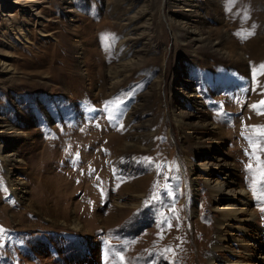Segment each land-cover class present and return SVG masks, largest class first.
Here are the masks:
<instances>
[{"label": "rangeland", "instance_id": "obj_1", "mask_svg": "<svg viewBox=\"0 0 264 264\" xmlns=\"http://www.w3.org/2000/svg\"><path fill=\"white\" fill-rule=\"evenodd\" d=\"M22 1L0 264H264V0Z\"/></svg>", "mask_w": 264, "mask_h": 264}, {"label": "snow or ice", "instance_id": "obj_2", "mask_svg": "<svg viewBox=\"0 0 264 264\" xmlns=\"http://www.w3.org/2000/svg\"><path fill=\"white\" fill-rule=\"evenodd\" d=\"M261 103L264 104V101H262ZM259 131L264 134V128H261ZM255 147L257 148V150H260L258 146ZM257 163L259 165V167L256 169L258 179H264V162L259 161V158L257 157ZM249 167L251 168V165H249Z\"/></svg>", "mask_w": 264, "mask_h": 264}, {"label": "bare ground", "instance_id": "obj_3", "mask_svg": "<svg viewBox=\"0 0 264 264\" xmlns=\"http://www.w3.org/2000/svg\"><path fill=\"white\" fill-rule=\"evenodd\" d=\"M1 1V0H0ZM17 1H20V0H17ZM22 1V0H21ZM23 2V1H22ZM2 152V148L0 147V153ZM235 212V211H234ZM240 212V211H239ZM239 212H237V214H239ZM237 214H234L233 216H232V219H236L237 218ZM167 234L165 233V236H166ZM171 237V236H170ZM172 238V237H171Z\"/></svg>", "mask_w": 264, "mask_h": 264}]
</instances>
